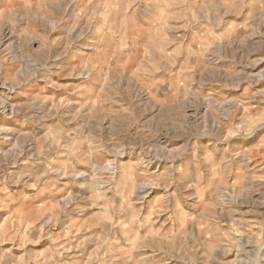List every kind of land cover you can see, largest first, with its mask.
Returning a JSON list of instances; mask_svg holds the SVG:
<instances>
[{
	"label": "rangeland",
	"instance_id": "obj_1",
	"mask_svg": "<svg viewBox=\"0 0 264 264\" xmlns=\"http://www.w3.org/2000/svg\"><path fill=\"white\" fill-rule=\"evenodd\" d=\"M0 264H264V0H0Z\"/></svg>",
	"mask_w": 264,
	"mask_h": 264
},
{
	"label": "bare ground",
	"instance_id": "obj_2",
	"mask_svg": "<svg viewBox=\"0 0 264 264\" xmlns=\"http://www.w3.org/2000/svg\"><path fill=\"white\" fill-rule=\"evenodd\" d=\"M110 166V165H109ZM110 168H108V170H109ZM85 178L86 177V175H82V178ZM143 193H144V188H142V189H140L139 191H138V196H142L143 195Z\"/></svg>",
	"mask_w": 264,
	"mask_h": 264
}]
</instances>
